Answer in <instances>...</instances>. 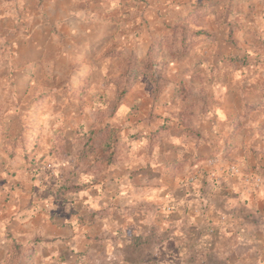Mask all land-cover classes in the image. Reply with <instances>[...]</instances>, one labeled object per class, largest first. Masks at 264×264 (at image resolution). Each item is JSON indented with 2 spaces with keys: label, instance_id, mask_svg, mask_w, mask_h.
<instances>
[{
  "label": "rangeland",
  "instance_id": "374dc122",
  "mask_svg": "<svg viewBox=\"0 0 264 264\" xmlns=\"http://www.w3.org/2000/svg\"><path fill=\"white\" fill-rule=\"evenodd\" d=\"M225 173L264 187V0H0V264L111 263L87 200L120 177L189 203L124 264H264V207L199 210Z\"/></svg>",
  "mask_w": 264,
  "mask_h": 264
},
{
  "label": "crops",
  "instance_id": "0c3cea01",
  "mask_svg": "<svg viewBox=\"0 0 264 264\" xmlns=\"http://www.w3.org/2000/svg\"><path fill=\"white\" fill-rule=\"evenodd\" d=\"M209 150L208 145L199 144V153H203ZM239 179H238V178ZM239 176L233 174H223L220 182H199V210L201 207H212L215 210L224 208L223 203L233 202L235 205L231 206L233 209H229L234 214L235 207L241 202H245L247 208L245 210L252 211L253 209H259L264 207V187L258 188H246L245 184L240 180ZM105 189L103 194L91 197L89 204L95 207L99 206L100 211H90V214H95V225L91 226V231L100 232L101 241L95 242L91 239L88 245V252L90 261L93 263L99 261H111L109 264H124L130 262L129 258H125L123 251L126 247V243L123 241L122 236L125 235V229H134V231H140L141 227L149 228L150 223L157 218L166 219L169 226H173L174 223H181L185 221L187 213L185 207L189 204L187 202V195H179L175 197H169L166 195H152V196H140L136 195V189L139 186V181L130 183L123 178H116V180L105 181ZM127 186H131V189H127V193L124 194V190ZM172 190L177 188L175 182L171 185ZM179 203V206L170 212L169 214H156L154 208L161 202H173ZM174 202V203H175ZM142 203V209L140 204ZM246 207V206H245ZM206 208V207H205ZM210 211L199 212V225L201 219ZM214 215V212H212ZM50 222V221H49ZM51 223V222H50ZM51 226L49 230L54 236H58V226L56 223L48 224ZM142 228V229H143ZM56 230L55 232L53 230ZM139 233V232H138ZM93 238V235H91ZM100 243V244H98ZM210 251L214 250L216 246L210 245ZM208 247V248H209ZM206 248V250L208 249Z\"/></svg>",
  "mask_w": 264,
  "mask_h": 264
},
{
  "label": "trees",
  "instance_id": "16d2710c",
  "mask_svg": "<svg viewBox=\"0 0 264 264\" xmlns=\"http://www.w3.org/2000/svg\"><path fill=\"white\" fill-rule=\"evenodd\" d=\"M123 91H124V89L121 91L120 96L123 95Z\"/></svg>",
  "mask_w": 264,
  "mask_h": 264
}]
</instances>
